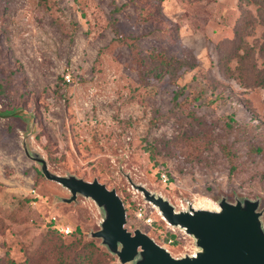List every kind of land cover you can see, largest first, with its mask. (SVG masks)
<instances>
[{
    "label": "rangeland",
    "instance_id": "1",
    "mask_svg": "<svg viewBox=\"0 0 264 264\" xmlns=\"http://www.w3.org/2000/svg\"><path fill=\"white\" fill-rule=\"evenodd\" d=\"M261 4L0 0V264L142 261L122 262L93 239L108 209L81 194L70 201L38 157L51 174L115 189L126 229L176 258L203 249L135 185L176 211L259 201L264 227ZM189 56L195 67L163 73ZM55 219L73 234L55 232Z\"/></svg>",
    "mask_w": 264,
    "mask_h": 264
},
{
    "label": "water",
    "instance_id": "2",
    "mask_svg": "<svg viewBox=\"0 0 264 264\" xmlns=\"http://www.w3.org/2000/svg\"><path fill=\"white\" fill-rule=\"evenodd\" d=\"M32 130L34 132L35 122ZM27 139L25 146L30 153ZM37 159L43 163L42 170L47 178L55 179L71 190L70 201L81 194L95 200L104 213V208L108 209L102 229L94 236L103 238V243L118 254L122 262L132 261L141 255L142 261L137 264H264V227L260 219L262 212L258 211L259 201L246 200L232 204L223 200L220 213L193 208L176 211L163 197L135 185L143 191L147 200L160 208L169 223L183 227L203 249L196 255L176 258L147 233L139 229L131 233L126 229V207L115 189H109L97 179L86 181L75 176L51 174L46 162L39 157Z\"/></svg>",
    "mask_w": 264,
    "mask_h": 264
},
{
    "label": "trees",
    "instance_id": "3",
    "mask_svg": "<svg viewBox=\"0 0 264 264\" xmlns=\"http://www.w3.org/2000/svg\"><path fill=\"white\" fill-rule=\"evenodd\" d=\"M260 8H261V10H262L263 13H264V9L262 8V4H261V7H260ZM234 33H235V35H238V34L240 33V30H239V27H238V26L234 28ZM174 62H176V64H175L176 66L172 65V60L168 61L167 64H166V66H165V70L163 71V73H165V74H172V73H176V72L181 71V70H188V69H190V68L196 66V59H195V57L193 58V57H190V56H189L188 59H186V58L175 59ZM23 113H24V111H23V109H22V110L15 111V112L11 113V116H18V115H21V114H23ZM28 116H29V118L31 117V119L34 118V116H33L32 114H29ZM29 118H28V119H29ZM36 133H37V131H36ZM40 170H41V172L43 173V175L46 177V175L44 174L42 168H40ZM258 211H260L259 208H258ZM50 222H51V224H52V225H51V228H52L55 232H57L58 234H61V233L55 228V225L57 224L58 221L55 219V221L51 220ZM73 232H74V231H73ZM73 232H72L70 235H72ZM92 238H93V239H94V238H97V236H92ZM99 238H101V237H99ZM105 245H106V244H105ZM106 246H107V249L109 250V252H112V251L110 250V248L108 247V245H106ZM112 253H113V252H112Z\"/></svg>",
    "mask_w": 264,
    "mask_h": 264
},
{
    "label": "built area",
    "instance_id": "4",
    "mask_svg": "<svg viewBox=\"0 0 264 264\" xmlns=\"http://www.w3.org/2000/svg\"><path fill=\"white\" fill-rule=\"evenodd\" d=\"M55 228L63 235H69L73 232V229L70 226L59 222H57Z\"/></svg>",
    "mask_w": 264,
    "mask_h": 264
},
{
    "label": "crops",
    "instance_id": "5",
    "mask_svg": "<svg viewBox=\"0 0 264 264\" xmlns=\"http://www.w3.org/2000/svg\"><path fill=\"white\" fill-rule=\"evenodd\" d=\"M29 120V119H28ZM34 121V120H33ZM32 136V135H31ZM29 141L27 140V143H28ZM28 145H29V143H28Z\"/></svg>",
    "mask_w": 264,
    "mask_h": 264
}]
</instances>
